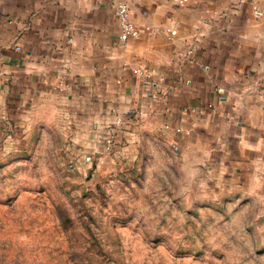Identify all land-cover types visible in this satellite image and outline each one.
<instances>
[{
    "label": "crops",
    "instance_id": "crops-1",
    "mask_svg": "<svg viewBox=\"0 0 264 264\" xmlns=\"http://www.w3.org/2000/svg\"><path fill=\"white\" fill-rule=\"evenodd\" d=\"M118 1L0 0V138L49 114L85 151L165 138L264 215V0H130L127 41Z\"/></svg>",
    "mask_w": 264,
    "mask_h": 264
},
{
    "label": "rangeland",
    "instance_id": "rangeland-1",
    "mask_svg": "<svg viewBox=\"0 0 264 264\" xmlns=\"http://www.w3.org/2000/svg\"><path fill=\"white\" fill-rule=\"evenodd\" d=\"M58 117L0 138V264H264L248 192L165 138L85 151Z\"/></svg>",
    "mask_w": 264,
    "mask_h": 264
},
{
    "label": "built area",
    "instance_id": "built-area-1",
    "mask_svg": "<svg viewBox=\"0 0 264 264\" xmlns=\"http://www.w3.org/2000/svg\"><path fill=\"white\" fill-rule=\"evenodd\" d=\"M175 3L179 5H184L189 2V0H174ZM254 10L257 15L263 14V11L258 5V0H254ZM115 14L118 18L119 25H120V38L124 41L129 40L130 38H137L141 33V29L136 25L132 18V9H131V2L130 0H119L116 4ZM177 34V30H172L171 35ZM196 46H192L191 49L187 52V58L191 61H194V51ZM121 119L116 121L117 124H120ZM114 127H110L105 138V148L107 150H115L117 147V140L116 134L117 132L114 131ZM181 130V129H178ZM263 160H264V153H263Z\"/></svg>",
    "mask_w": 264,
    "mask_h": 264
}]
</instances>
